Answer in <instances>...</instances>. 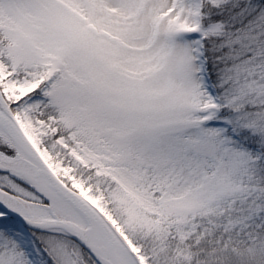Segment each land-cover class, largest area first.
I'll return each instance as SVG.
<instances>
[{
    "label": "snow or ice",
    "instance_id": "obj_1",
    "mask_svg": "<svg viewBox=\"0 0 264 264\" xmlns=\"http://www.w3.org/2000/svg\"><path fill=\"white\" fill-rule=\"evenodd\" d=\"M0 264H264V0H0Z\"/></svg>",
    "mask_w": 264,
    "mask_h": 264
}]
</instances>
